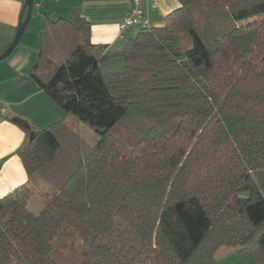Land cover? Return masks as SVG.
<instances>
[{
	"label": "trees",
	"instance_id": "trees-1",
	"mask_svg": "<svg viewBox=\"0 0 264 264\" xmlns=\"http://www.w3.org/2000/svg\"><path fill=\"white\" fill-rule=\"evenodd\" d=\"M179 1L103 55L79 10L47 15L19 81L100 140L24 128L29 179L58 192L37 214L27 184L0 197V264H218L222 246L264 264V232L248 245L264 224V0ZM116 56L124 69L104 71Z\"/></svg>",
	"mask_w": 264,
	"mask_h": 264
},
{
	"label": "crops",
	"instance_id": "crops-1",
	"mask_svg": "<svg viewBox=\"0 0 264 264\" xmlns=\"http://www.w3.org/2000/svg\"><path fill=\"white\" fill-rule=\"evenodd\" d=\"M132 2L133 0H36L33 17L36 14L44 15L46 24L47 15L53 19L70 18L74 11L79 10L88 21L90 42L103 55L105 52L121 49L140 31L139 27L121 29V23ZM23 3L24 0H0V53L16 33ZM180 6L179 0H158L156 6L144 7L151 27H156L164 25L167 15ZM35 62L33 52L26 46L19 45L8 58L0 61V197L30 181L17 153L25 138L24 128L14 122L13 118L27 119L39 129L60 121L54 120L58 117H62L63 121L70 119L34 79L28 77L19 81V75L27 76ZM100 64L104 71L124 69V59L120 56L103 59Z\"/></svg>",
	"mask_w": 264,
	"mask_h": 264
},
{
	"label": "rangeland",
	"instance_id": "rangeland-1",
	"mask_svg": "<svg viewBox=\"0 0 264 264\" xmlns=\"http://www.w3.org/2000/svg\"><path fill=\"white\" fill-rule=\"evenodd\" d=\"M254 19H256V17L251 18L250 20L252 21ZM44 25H45V16L36 14L32 18L26 30V33L24 34L19 44V47L26 46L28 50L33 52L34 62L36 61L38 56L40 32ZM68 115L70 119H67L65 123L68 124L76 133H78L79 136H81L83 139L88 141L90 144L92 145L97 144V142L100 140V135L89 125L80 121L73 114H68ZM61 118L62 117H58L57 119L54 120H62ZM46 126L40 128H45ZM117 131H119V133H122L125 136L133 134L132 129L126 123H122L118 127ZM26 184L29 185V187L32 190L29 208L36 214L39 213L44 208L45 204L51 199V197L58 192V189L55 186H53L48 181L44 180L39 176H34L29 182H26ZM263 232H264V224L262 225V227L259 228L255 237L250 241L248 245L249 246L253 245V243H255V241L259 238V236ZM217 262L218 264H257L255 258H250L249 260L245 259V261L243 262L238 254V247H231V246H222L220 248L217 255Z\"/></svg>",
	"mask_w": 264,
	"mask_h": 264
},
{
	"label": "water",
	"instance_id": "water-1",
	"mask_svg": "<svg viewBox=\"0 0 264 264\" xmlns=\"http://www.w3.org/2000/svg\"><path fill=\"white\" fill-rule=\"evenodd\" d=\"M36 0H24L23 3V10L20 17V21L18 27L16 29V33L10 42V44L0 53V61L7 58L20 44L26 30L33 18L34 15V8H35ZM13 121L22 126L23 128H30L31 124L29 121L21 118V117H14ZM34 132L31 131L30 139H33Z\"/></svg>",
	"mask_w": 264,
	"mask_h": 264
},
{
	"label": "built area",
	"instance_id": "built-area-1",
	"mask_svg": "<svg viewBox=\"0 0 264 264\" xmlns=\"http://www.w3.org/2000/svg\"><path fill=\"white\" fill-rule=\"evenodd\" d=\"M157 4L158 0H133L125 19L121 23V29L151 27L148 12L144 6H156Z\"/></svg>",
	"mask_w": 264,
	"mask_h": 264
}]
</instances>
